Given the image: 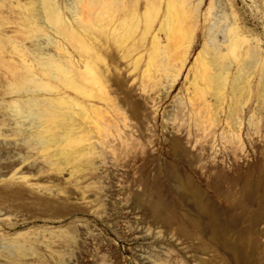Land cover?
<instances>
[{"label": "rangeland", "instance_id": "1", "mask_svg": "<svg viewBox=\"0 0 264 264\" xmlns=\"http://www.w3.org/2000/svg\"><path fill=\"white\" fill-rule=\"evenodd\" d=\"M56 1L67 33L40 24L36 0H0V264H264V122L249 139L247 118L241 144L223 138L235 128L228 101L219 108L222 121L216 126L175 114L208 29H198L201 39L168 92L177 50L150 59L151 43L141 39V29L127 36L136 22L134 16L121 17L130 0H96L90 9L81 0ZM215 1L222 17L215 23L219 40L235 15L246 18L253 11L264 31V0H207L204 10ZM98 5L116 15L107 17L104 29L116 28L113 46L137 49L119 67L144 53L137 75L145 68L157 75L144 92L114 85L112 105L97 102L100 112L57 99V93L82 97L66 84L67 59L49 40L78 63L80 36L96 32ZM259 39L262 59L264 37ZM228 57L238 62L237 54ZM108 65L97 59L92 72L109 75ZM261 68L253 80L259 90ZM89 85L104 90L96 79ZM251 105H258L257 94L248 100ZM189 133L193 144L180 152L184 165L175 162V137ZM214 217L225 229L220 239L214 237Z\"/></svg>", "mask_w": 264, "mask_h": 264}, {"label": "bare ground", "instance_id": "2", "mask_svg": "<svg viewBox=\"0 0 264 264\" xmlns=\"http://www.w3.org/2000/svg\"><path fill=\"white\" fill-rule=\"evenodd\" d=\"M206 2L207 0H130L124 3L122 8L123 15L121 17L134 16L136 22L127 36H131L134 32L141 29V39L145 44L151 43L149 51L150 59H153L154 54L157 55L159 52L162 54L175 46L177 50L175 63H171L169 80H167L168 83L166 82L167 85L164 84V86L166 85L165 91L168 92L176 85L187 63L188 55L191 53L196 42L201 39V33H198V29L202 26L206 27L205 30L208 29V31L205 33L207 35L205 42L195 56L196 58L186 77L187 93L181 103L182 108L176 110L175 114L178 113L179 115V113L185 112L196 123L216 126L222 121L219 116V108L225 101H228L229 111L227 117L229 124L234 125L235 128L230 130L229 133H223V138L231 142L240 141L243 138L241 137L243 125L246 126L248 118L246 136L249 139H253L255 134L258 133L256 129H258L259 122H264V55L262 59H259L262 53L258 50L261 44L259 37H264V31L259 30L260 17L256 11L251 12L246 18H238L235 15L233 26H229V23L226 25L228 29V32L227 30L226 32L228 34L219 40L218 34L220 30L217 32L218 29L215 27V23L219 20L217 18L221 17V15L217 16L219 12H216L219 11V8H216L218 2L215 1L214 3L216 10L213 6L204 10L203 6L207 4ZM82 3L83 8L90 9L91 7L94 8L96 0H81ZM99 9L100 6L98 5L96 8V32L93 33V37L88 34L87 30H85V34L80 36L81 38L79 37L82 46L80 47L81 52L78 63L73 61L68 49L58 45L53 38L49 40L57 46L58 54H63L67 59V62L63 63V70L67 75L66 84L76 90L82 97L79 100L69 94L57 93V99L69 104L81 105L84 108H93L100 112L103 110V105H98L97 102L105 101L112 105L111 102L114 99L111 96V91H113L112 87L114 85L122 88L125 84H128V86H134V88H138L141 92H144L149 84L155 82L157 75L155 71H151L148 68L143 69L137 75L136 72L145 57L144 53L133 57L124 67H119V62H123V60L131 57L137 49H133L135 44H132V46L123 51L117 50L113 46L111 36L117 37L116 28L111 27L108 33H105L104 29L107 25L105 22L107 17L114 18L116 15L110 13L109 9ZM36 12L43 27L62 33L68 32L69 28L64 24L65 17L60 11L56 0H36ZM134 18L132 17V19ZM219 21L221 22V20ZM142 23L144 25H141ZM85 27L90 29L91 23L86 22ZM164 30L165 33H162ZM69 34L72 38H77V35L73 32ZM89 37L93 39L92 43H90ZM124 37L125 35L120 33V45L125 43L123 41ZM232 53L237 54V63L229 59L228 56ZM97 59H101L106 64L109 63L107 69L109 75H105L101 71L98 72L97 69L94 70L96 72H92V69H94L92 62H96ZM261 66V78H263L261 81H263L259 82L263 86L259 90L255 89L253 80L259 74L258 69ZM229 78V91L224 93L222 90L225 88V84ZM59 79L62 80L63 78L59 77ZM92 79H96L103 84L104 90L102 92L95 90L89 85ZM27 80L30 81V77ZM40 86L44 87V89L50 88L45 82H41ZM51 88L56 90L55 87ZM257 90H259L258 93ZM256 94L258 105L247 106L250 97ZM204 110L209 116L206 115L207 113L205 114ZM71 117L72 115H69L67 118L70 119ZM189 136L190 133L188 137H175V162L177 163L185 165L180 152L186 150L188 144H193ZM53 140L60 141L57 135L53 137ZM211 140L213 141V139ZM212 141H209V143ZM240 142L242 144L244 141ZM213 229L216 239L222 238L225 234V229L220 224L218 217L213 218ZM229 247L235 251L239 250V245L237 244H229Z\"/></svg>", "mask_w": 264, "mask_h": 264}]
</instances>
